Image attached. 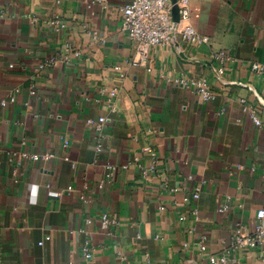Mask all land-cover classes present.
Instances as JSON below:
<instances>
[{"label": "crops", "instance_id": "0c3cea01", "mask_svg": "<svg viewBox=\"0 0 264 264\" xmlns=\"http://www.w3.org/2000/svg\"><path fill=\"white\" fill-rule=\"evenodd\" d=\"M126 1L0 0V101L17 89L0 106V264H211L200 236L220 255L264 209V73L251 66H264V0H190L208 44L155 46L120 30ZM99 117V131L86 123ZM104 213L118 225L102 230ZM228 259L261 264L264 243Z\"/></svg>", "mask_w": 264, "mask_h": 264}, {"label": "built area", "instance_id": "2783aa9c", "mask_svg": "<svg viewBox=\"0 0 264 264\" xmlns=\"http://www.w3.org/2000/svg\"><path fill=\"white\" fill-rule=\"evenodd\" d=\"M59 2L61 0H55ZM105 0H90L87 7L91 8L95 3L104 4ZM189 2L190 0H127L121 5L119 11V28L124 32L130 40L136 41L141 44L155 46L160 44H171L177 36L187 45H199L208 44L209 38L205 35L199 34L192 24L189 22ZM176 6L178 20L172 19V7ZM78 51L74 52V55L78 56ZM215 59L222 61L226 58L225 51H219L213 54ZM134 63V61H132ZM253 69L258 72L264 73V66L259 64H252ZM114 69L121 72L120 65H115ZM122 77L123 74L120 73ZM195 87V92L198 97L203 101L213 100L215 93H213L209 87L205 78H200L192 82ZM17 89L11 90L7 97L0 101V106H5L7 103H14L16 98ZM242 103L243 112L249 116L255 125H260V120L256 116L254 107L247 103L245 99L240 100ZM105 118L99 117L97 120L87 119L86 123L92 125L96 130H100ZM96 151H101V145L96 144ZM23 157H27L26 154H21ZM54 154H33L31 158L35 161L47 160L53 157ZM123 167H126L124 165ZM108 170H113L114 166L107 165ZM150 170L154 167L150 166ZM109 175V174H108ZM203 181L199 182L193 190L191 198L196 200L199 197ZM48 194L52 196H59L60 192H55L50 189V185L46 184ZM71 188L68 187V190ZM84 198V196H82ZM227 204L221 206L219 211L227 209ZM180 219H184V216H180ZM88 222V220H87ZM99 225L104 231H108L111 227L118 225V221L115 217L102 214L99 219ZM207 237L202 234L198 240V252L207 257L211 264H228V256L235 251L242 248H252L256 245L264 243V209L260 208L256 211L255 219L253 222V231L246 233L243 226H240L236 233L226 246L225 252L220 255H215L208 252ZM42 241L38 242L41 244ZM82 254L85 258L91 257V248L84 246L82 248ZM234 264H237L236 260L232 259ZM143 264H152L151 259L145 256ZM175 264V263H168ZM261 264H264L262 260Z\"/></svg>", "mask_w": 264, "mask_h": 264}, {"label": "water", "instance_id": "95a60500", "mask_svg": "<svg viewBox=\"0 0 264 264\" xmlns=\"http://www.w3.org/2000/svg\"><path fill=\"white\" fill-rule=\"evenodd\" d=\"M171 2H174V0H171ZM172 19L174 21H177L178 20L177 9H176V6L175 5L172 7Z\"/></svg>", "mask_w": 264, "mask_h": 264}]
</instances>
